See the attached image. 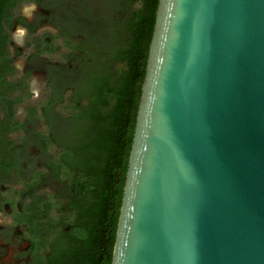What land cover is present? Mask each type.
I'll list each match as a JSON object with an SVG mask.
<instances>
[{"label": "water", "instance_id": "95a60500", "mask_svg": "<svg viewBox=\"0 0 264 264\" xmlns=\"http://www.w3.org/2000/svg\"><path fill=\"white\" fill-rule=\"evenodd\" d=\"M112 264H264V0H158Z\"/></svg>", "mask_w": 264, "mask_h": 264}, {"label": "trees", "instance_id": "16d2710c", "mask_svg": "<svg viewBox=\"0 0 264 264\" xmlns=\"http://www.w3.org/2000/svg\"><path fill=\"white\" fill-rule=\"evenodd\" d=\"M26 1L39 0H0V144L7 156L0 161V181L21 170L20 151L9 134L24 131L22 142H35L41 161L39 166L33 161L24 179L39 192L44 184L56 187L34 197V218L25 221L33 263L112 264L158 0H107L100 24H89L88 8L80 18L81 32L69 27L81 16L76 13L65 18L57 35L35 38L37 59L55 54L54 40L62 38L67 63L50 68L49 93L27 109L33 121L44 122L45 129L38 131L29 129V118H14V106L31 97L32 72L17 83L8 79L15 68L6 28L13 8ZM62 73L76 76L62 81ZM17 90L21 95L13 96Z\"/></svg>", "mask_w": 264, "mask_h": 264}, {"label": "rangeland", "instance_id": "374dc122", "mask_svg": "<svg viewBox=\"0 0 264 264\" xmlns=\"http://www.w3.org/2000/svg\"><path fill=\"white\" fill-rule=\"evenodd\" d=\"M107 2V0H49L48 2L44 3L41 7L38 6L36 3L32 1H26L22 5L16 9L17 14L24 15L28 20L32 21L35 17H37V14L40 12V10H43L45 13L40 20H42L44 23L40 25L38 35L33 37H28L26 30L23 28L17 27V29L11 33V37L13 38V45L10 46L9 52L11 54H15V50L18 48L21 50L22 55H20L16 61H15V67L16 72L9 75L8 79L14 83H17L21 80L22 73L26 70H29L32 72V76L28 81V92L31 94V97L24 99L21 104L16 106V112H17V119L21 121H26L29 117V114L27 113V109L29 107H35L38 106L43 100H45L47 94L49 93L48 88V73L50 72V68H52L54 65L59 64H67L66 61H63L62 55L64 52H66L64 41L62 38H56L54 40V45L56 47H59V49L56 51L53 55H44V62H37L34 60H30L29 58L34 54L35 48H36V42L35 38L40 39L42 38H48L47 36H44L45 34H51L52 36L57 35L61 32V27H59V22L57 21L58 15H64L65 18H72L73 14H81L78 20L74 19V22L69 25L70 28L74 29L77 33L81 32V29L84 27L83 19H80L82 15L85 14L88 8H91V16L89 24L94 27L97 24H100L102 22L103 16L105 14L103 13L104 5ZM62 17H59V19ZM70 22V21H69ZM68 22V23H69ZM71 23V22H70ZM61 25V24H60ZM8 32V31H7ZM50 39V38H48ZM68 66V65H67ZM29 67V68H28ZM76 76L72 73L70 74H60L58 76L59 79L63 81V79H67V77ZM72 82V79L70 80ZM65 83V82H63ZM21 91H15L13 93V96H20ZM34 120V119H33ZM31 121L29 129H34L36 131L38 130H44L45 124L44 122H35ZM25 134L24 131H18V132H12L9 135V138L16 144V146H21V138ZM5 145V143H4ZM27 144H24L25 151L21 152L24 159H30V160H36L38 163L37 166L40 165V158L39 157V150L38 147L35 145V142L32 141L27 147ZM5 147L3 144H0V161L7 160V156L4 153ZM28 162V161H26ZM35 162V161H34ZM31 163V162H30ZM34 164L33 166H35ZM32 165V164H31ZM23 176H27L26 172H23ZM25 180V179H24ZM13 185L11 190L9 192H6L8 190L7 187H5V194L9 197L12 196V192L14 190H17L16 183H10L7 184ZM18 184L22 185L23 182H19ZM45 186L42 188L40 193L46 192L51 193L53 190L56 189L54 183L44 184ZM14 193V192H13ZM12 219L11 216L8 214V212H2L0 213V224L1 225H11ZM5 241L3 239L0 240V247H3V244ZM26 244H22L21 246L19 244L15 246H10L7 251V255L0 258V264H13L18 257V254L20 253V248L25 247Z\"/></svg>", "mask_w": 264, "mask_h": 264}, {"label": "flooded vegetation", "instance_id": "af4514ba", "mask_svg": "<svg viewBox=\"0 0 264 264\" xmlns=\"http://www.w3.org/2000/svg\"><path fill=\"white\" fill-rule=\"evenodd\" d=\"M46 1L48 2L49 0H39L38 2H34V3H36L38 6L41 7L44 3H46ZM22 4L23 3H20L17 7L13 8L14 18L12 20L11 26L7 27L6 30L8 31V33H11L15 31L17 27H20L26 30L28 37L36 36L38 35L40 25L44 23L42 20H40V18L45 13L43 12V10H40V12L37 14V17H35L34 20L30 21L24 15L16 13V9H18V7ZM41 9L43 8L41 7ZM59 17H62V18L59 19ZM19 18H23L26 21V23H23L22 21H20ZM57 21L59 22V27H61L60 24L64 25V21H65L64 15H58ZM10 39H11V42L9 44V49H10V46H12L14 43L11 35H10ZM35 51H36V48H35ZM20 55H22V52L19 48L15 50V54H11V64L15 68V72H16L15 61ZM33 55H35V52ZM33 55L29 58L30 60H34L36 62L38 60L39 63L40 62L45 63L44 55H48V54H44L43 56H41L40 59L34 58ZM30 69L31 68H29V70H26V71H30ZM25 72L22 73L23 75L21 76V78L24 76ZM14 112H15L14 118L17 119L16 118L17 117L16 106H14ZM0 117L4 118V114L2 113L1 110H0ZM28 118L32 121V117H28ZM18 121L26 122V121H21V120H18ZM20 145L21 146L19 147V146H16L15 144V148H18L20 151L19 156L21 159V163H20L21 170L19 174L16 175L15 173H11V176L9 178L3 175L1 176V181H0V213L8 212V214L11 216V219H12V223L10 226L0 224V240L3 239L5 241V243L3 244V247L2 248L0 247V258L7 255V251H8V248H10V246L12 247L17 244L21 246L22 244H26L25 247L20 248V253L18 254L17 260L13 264H34L32 243L29 240L27 223L25 221L28 220V218L29 219L34 218V212L32 211L33 204H34V197L37 196L40 192L38 190L39 187L28 185V183L31 182L32 180L30 179L24 180L23 172L25 171L30 172L32 170L33 160H30V159L28 160V159L23 158L21 152L25 150L24 149L25 147H24V143L22 142V140H21ZM26 178L28 177L26 176ZM20 181L23 182L24 184L22 185L18 184ZM13 182L16 183L15 187H17V190H14L13 191L14 193L13 192L11 193L12 196L9 197L5 193L9 192L13 185L11 184L8 186L7 184H10ZM5 187L8 188L6 192H4ZM29 208L31 210H28Z\"/></svg>", "mask_w": 264, "mask_h": 264}]
</instances>
